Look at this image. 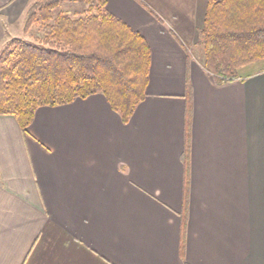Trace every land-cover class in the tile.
Returning a JSON list of instances; mask_svg holds the SVG:
<instances>
[{"label": "crops", "instance_id": "crops-1", "mask_svg": "<svg viewBox=\"0 0 264 264\" xmlns=\"http://www.w3.org/2000/svg\"><path fill=\"white\" fill-rule=\"evenodd\" d=\"M104 1L149 45L145 98L0 116V264H264V66L204 70L207 0ZM30 2L0 0V53Z\"/></svg>", "mask_w": 264, "mask_h": 264}, {"label": "trees", "instance_id": "trees-1", "mask_svg": "<svg viewBox=\"0 0 264 264\" xmlns=\"http://www.w3.org/2000/svg\"><path fill=\"white\" fill-rule=\"evenodd\" d=\"M77 2L83 11L55 13L60 4ZM34 29L32 42L12 39L0 53V116L26 131L38 108L101 94L129 122L145 98L150 70L151 51L138 32L109 14L104 0H33L23 33ZM198 45L202 67L217 83L241 78L264 61V0H207Z\"/></svg>", "mask_w": 264, "mask_h": 264}, {"label": "rangeland", "instance_id": "rangeland-1", "mask_svg": "<svg viewBox=\"0 0 264 264\" xmlns=\"http://www.w3.org/2000/svg\"><path fill=\"white\" fill-rule=\"evenodd\" d=\"M32 2H33V0H31L30 5L32 4ZM83 9H84V5L81 2H77V4H75V3H62L55 10V13H58L61 11V12L67 13V14H73L74 12H79V11H82ZM29 33H30V36H28V37L23 35V34H20L19 39H23V40L32 42L34 37H36L38 35V33L35 29L31 30ZM194 53L197 56V58L200 57V55L202 56V52H201L200 48L194 50ZM200 58L202 59V57H200ZM262 66H264V61L257 62L247 69L252 70V69H256L258 67H262Z\"/></svg>", "mask_w": 264, "mask_h": 264}]
</instances>
